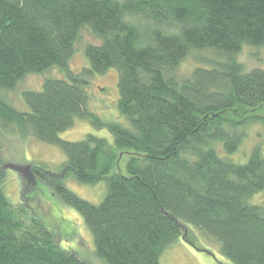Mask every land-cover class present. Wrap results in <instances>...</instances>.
Segmentation results:
<instances>
[{"label":"trees","instance_id":"1","mask_svg":"<svg viewBox=\"0 0 264 264\" xmlns=\"http://www.w3.org/2000/svg\"><path fill=\"white\" fill-rule=\"evenodd\" d=\"M127 13L154 26L142 33ZM85 26L100 43L86 45L84 69L117 72L116 104L126 124L89 111L84 78L72 76L24 91L25 112L0 100V127L28 129L57 146L74 180H104L106 192L91 204L63 178L36 179L80 215L105 264H160L188 229L193 246L191 227L231 264H264V205L248 202L264 190V155L254 148L244 163L231 159L244 128L264 124L255 113L264 108V70L244 72L236 61L243 45H264V0H0V89L52 67L66 73ZM204 49L223 60L175 75L191 50ZM78 118L106 129L112 146L92 134L60 139ZM116 150L130 153L124 173L114 171ZM5 177L0 168V264H89L56 245L33 216L25 225L27 208L12 204Z\"/></svg>","mask_w":264,"mask_h":264},{"label":"rangeland","instance_id":"2","mask_svg":"<svg viewBox=\"0 0 264 264\" xmlns=\"http://www.w3.org/2000/svg\"><path fill=\"white\" fill-rule=\"evenodd\" d=\"M118 1L124 3L129 0ZM124 18L140 29L142 33L154 26V22L148 23L141 15L127 13ZM80 30L75 39L74 53L67 62L66 73H61L57 67H52L43 73L26 74L15 83L13 89H0V100L6 101L12 108L20 112H25L28 108L22 97L24 91L41 90V84L45 78L69 79L72 76H80L84 78L83 85L86 84L84 89L88 94L87 109L106 123L114 121L126 124L122 114H119L116 104L119 96L116 82L117 72L114 69H108L103 74H92L85 71L84 68L87 69L89 64L83 50L88 44H99L100 40L93 35L88 27L85 26ZM142 43H146L145 39H142ZM223 58L216 50H191L176 68L175 75L182 78L188 76L196 66L212 68V65L221 62ZM236 61L242 66L244 72L258 68L264 70V45H243L236 54ZM255 113L264 119V108H260ZM90 134L106 139L110 146L113 144V137L106 129L96 128L90 122L79 118L74 120L66 131L59 133L58 137L65 141H79ZM0 143V168H4L3 172L6 175L4 192L9 196L14 206L23 205L27 208L24 218L25 225L30 227L29 220L33 216L53 235L56 245L75 253L89 264H105L94 254L91 234L80 215L59 202L56 194L47 185L37 180L36 175L46 177L51 175L55 178L59 175V179L63 178V184L68 190L73 191L79 198H83L91 204L101 202L106 192L105 181L92 186L79 184L62 167L65 159L61 149L36 139L28 129L20 131L16 127L14 129V126L4 129L0 127ZM254 148H258L264 155V124L257 121L244 128L242 143L231 159L236 163H244ZM123 151L116 150L114 154L117 164L114 171L121 173H124V165L130 155L127 151L125 153ZM219 151L221 152V150ZM8 165L21 167L29 165L30 168L16 172L6 167ZM33 165L34 167H32ZM52 173L57 174L52 175ZM248 202L252 205H264V190L254 193ZM191 228L197 234V239H193L195 248L188 243L192 238H189L191 229L187 228L186 241L180 237L171 244L161 255L160 264H231L219 254L213 242L211 243L200 235L195 228Z\"/></svg>","mask_w":264,"mask_h":264},{"label":"water","instance_id":"3","mask_svg":"<svg viewBox=\"0 0 264 264\" xmlns=\"http://www.w3.org/2000/svg\"><path fill=\"white\" fill-rule=\"evenodd\" d=\"M6 167H9L10 169H12L13 171H20V170H27V169H29L30 168V166L29 165H27V167H21V166H18V165H16V166H14V165H8V166H6ZM4 169V168H3Z\"/></svg>","mask_w":264,"mask_h":264},{"label":"flooded vegetation","instance_id":"4","mask_svg":"<svg viewBox=\"0 0 264 264\" xmlns=\"http://www.w3.org/2000/svg\"><path fill=\"white\" fill-rule=\"evenodd\" d=\"M57 174V173H54V175ZM59 178V175L57 176Z\"/></svg>","mask_w":264,"mask_h":264},{"label":"bare ground","instance_id":"5","mask_svg":"<svg viewBox=\"0 0 264 264\" xmlns=\"http://www.w3.org/2000/svg\"><path fill=\"white\" fill-rule=\"evenodd\" d=\"M194 236V235H193ZM183 239V238H182ZM186 241V240H185ZM200 252V251H199ZM211 253H213V252H211Z\"/></svg>","mask_w":264,"mask_h":264}]
</instances>
